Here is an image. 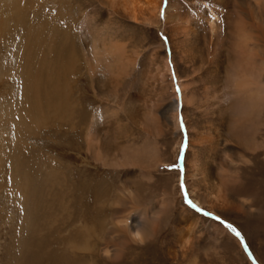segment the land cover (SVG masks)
I'll list each match as a JSON object with an SVG mask.
<instances>
[{
	"label": "bare ground",
	"instance_id": "1",
	"mask_svg": "<svg viewBox=\"0 0 264 264\" xmlns=\"http://www.w3.org/2000/svg\"><path fill=\"white\" fill-rule=\"evenodd\" d=\"M163 6L164 0H0V189L17 213L16 239L39 229L36 215L47 227L62 215L53 212L52 190L61 185L55 158L35 165L27 153H42L32 146L42 131L75 127L80 76L114 119V144L142 138L110 155L101 147L109 128H96V112L83 128L85 151L98 165L136 169L133 186L111 201L115 215L139 195L138 180L158 182L167 145L172 153L179 147L181 118L189 128L182 182L195 205L244 211L232 197L241 185L239 165L250 167L246 192L254 194L252 185L264 192V0H168L161 19ZM58 205L67 211V203ZM133 213L113 215L98 230L79 224L82 240L68 244L86 250L96 235L113 243L110 256L119 258L121 246L153 236L159 221L157 213ZM178 219L182 243L203 234L192 211L183 207Z\"/></svg>",
	"mask_w": 264,
	"mask_h": 264
},
{
	"label": "rangeland",
	"instance_id": "2",
	"mask_svg": "<svg viewBox=\"0 0 264 264\" xmlns=\"http://www.w3.org/2000/svg\"><path fill=\"white\" fill-rule=\"evenodd\" d=\"M155 34L154 30L149 34L151 41L154 40L153 35H157ZM77 84L75 97L78 107L75 127L63 126L61 129L42 131L37 138L32 139L34 143L31 142L35 147L34 152L42 153H27L32 160L36 158V164L30 162L33 170H36L35 165L42 164L41 161L46 160L47 156L55 158L61 185L54 186L52 190L57 198L53 212L62 215L52 227H47L41 222L42 214L36 215L35 221L38 222L39 229L28 231L20 239H16L17 213H14L13 206L1 187L0 264H264V192L255 185H252L253 195L246 192L245 186L251 185L249 180L252 176L247 170L250 167L239 165L237 171L241 185L238 184L232 189V197L244 205L245 212L235 208H216L211 211L205 205H195L191 187L182 182L186 176L185 164L189 157V128L186 124L185 130L179 133L180 144L176 153H172L171 146L167 145L168 150L163 159L167 164L155 173L158 182L138 180L136 188L139 195H134L133 200L121 206L122 210L115 215L111 201L115 200L120 190L126 191L129 186H133L131 180L136 169L117 170L98 165L85 151L83 128L89 115L96 112L99 121L96 128L100 127V123L102 126L104 124L106 129L109 128L108 133L103 136L101 147L110 155L120 156L118 147L127 143L140 144L142 138L140 134H136L134 138L123 139L115 145L113 136L117 126L109 112L104 110L105 102L92 93L87 77L80 76ZM149 95L153 97L155 93L150 91ZM188 114L193 123L195 115L191 111H188ZM165 137L166 141L172 140L169 131ZM181 145H186L183 158ZM262 158V154L258 156V160ZM173 165L179 166L172 167ZM230 170L234 171V168L231 167ZM4 181L6 178L3 184ZM208 189L214 190L211 186ZM58 198L63 201H58ZM186 199L191 203L185 202ZM59 202L67 203V211L58 205ZM183 207L199 216L202 222L200 224L204 226L203 234L192 237L188 243H182L180 240L183 227L178 223V218ZM138 211L148 216L158 214L159 221L153 236L128 240L119 249V258L110 256L116 246L102 242L96 235L88 239L86 250L72 249L68 244L70 241L82 240L79 224L93 226L98 230L99 227H108L114 216L122 220ZM212 224L217 226V231L212 229ZM227 225L236 229L239 236Z\"/></svg>",
	"mask_w": 264,
	"mask_h": 264
},
{
	"label": "snow or ice",
	"instance_id": "3",
	"mask_svg": "<svg viewBox=\"0 0 264 264\" xmlns=\"http://www.w3.org/2000/svg\"><path fill=\"white\" fill-rule=\"evenodd\" d=\"M167 4H168V0H164V6L163 7H161V9H160V17H161V19H163L164 18V15H165V9H166V7H167ZM205 7L207 8L208 7V5H205ZM212 19H216V17H212ZM161 36H162V38L164 39V41H165V44H167V37H164L163 36V34H161ZM175 73H173V79L175 80ZM179 91H180V89L179 88H177V92L179 93ZM180 128H181V131H184L185 129H184V123H183V119L181 118V122H180ZM186 147V145H181V149H180V152H181V158H183V152H184V148ZM179 165H173L172 167H178ZM181 189L183 190V184L181 185ZM185 202H187V203H191L190 201H188L187 199H186V201ZM193 207H195V205H192ZM198 211H199V209H197ZM205 215H211L210 213H204ZM216 219H219V217H216ZM227 227L232 231V232H234L237 236H239V233L238 232H236V229H234V228H232V226L231 225H227Z\"/></svg>",
	"mask_w": 264,
	"mask_h": 264
}]
</instances>
